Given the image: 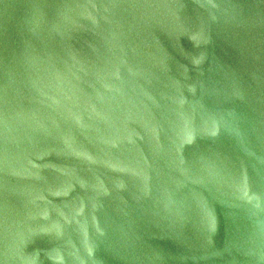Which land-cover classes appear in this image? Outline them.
Instances as JSON below:
<instances>
[{"label":"water","instance_id":"1","mask_svg":"<svg viewBox=\"0 0 264 264\" xmlns=\"http://www.w3.org/2000/svg\"><path fill=\"white\" fill-rule=\"evenodd\" d=\"M0 264H264V0H0Z\"/></svg>","mask_w":264,"mask_h":264}]
</instances>
